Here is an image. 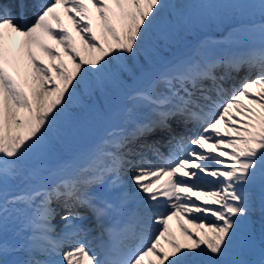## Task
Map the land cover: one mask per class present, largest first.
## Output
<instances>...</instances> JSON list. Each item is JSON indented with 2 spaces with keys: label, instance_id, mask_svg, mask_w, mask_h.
I'll return each mask as SVG.
<instances>
[{
  "label": "snow or ice",
  "instance_id": "obj_1",
  "mask_svg": "<svg viewBox=\"0 0 264 264\" xmlns=\"http://www.w3.org/2000/svg\"><path fill=\"white\" fill-rule=\"evenodd\" d=\"M88 3L99 35L83 0H0V264H144L145 257H154L149 264H264V43L166 65L129 96L125 112L131 127L110 130L75 175L59 176L62 166L49 164L74 119L68 108L78 88L86 87L91 98L122 82L139 55L155 48L161 26L190 8L233 13L258 8L264 18V0ZM57 7L76 25L82 50L62 26ZM259 32L264 42V25ZM16 36L23 38L18 47ZM45 41L63 47L71 72ZM34 48L61 63L44 65ZM25 60L31 95L17 78ZM218 64L225 68L219 76L213 72ZM245 66L259 69L255 78H245L218 103L215 97L223 96L231 73ZM52 71L60 83L52 81ZM253 88L259 91L251 93ZM177 150L184 155L174 156ZM150 154L164 162L153 163ZM90 218L92 224H86ZM174 218L184 243L169 230ZM10 223L17 225L16 242L6 235ZM94 229L100 235L92 248L81 237Z\"/></svg>",
  "mask_w": 264,
  "mask_h": 264
},
{
  "label": "rangeland",
  "instance_id": "obj_2",
  "mask_svg": "<svg viewBox=\"0 0 264 264\" xmlns=\"http://www.w3.org/2000/svg\"><path fill=\"white\" fill-rule=\"evenodd\" d=\"M247 2L258 3V0H247ZM262 25H264V18L261 17L258 8H249L244 10L243 13H233L230 11H223L219 14L216 13L213 24L214 27L212 29H191L193 23H190L188 27L191 30H184L183 33H175L173 35L175 37L174 42H171V45L167 46V48H160V50H158L156 56L160 58L156 66H151L150 69H132L130 73H126L123 76L122 82L110 84L103 93L96 92L91 98L89 97V93H87L80 101L74 100V107L68 108L69 115L74 117V119L68 122V132L63 141V143H65L63 146V148H65L64 155L62 158L56 157L49 161L50 166H62L59 176L71 177L75 175L77 171L87 163L90 153L99 145H103L110 130L114 127L126 129L125 109L129 105V96L137 88L143 86L145 79L155 75L166 65L176 63L179 60L192 57L219 58L229 54L231 49L225 50V47L232 41L231 33L233 34L244 27L248 30L252 28L256 31L259 30ZM189 36H191L192 39H189ZM247 36L250 35L241 36V41L245 42L243 38ZM251 37L255 38L252 35ZM210 41L214 44H218L219 47L214 45L215 50L208 53L209 55L206 57L207 54L202 55L201 48L204 42L208 43ZM249 41L252 40L249 39ZM254 41L256 46L249 45L248 47L237 48V52L259 49L261 45L257 43L256 40ZM257 69H249L245 66L241 68L239 72H232L230 78L224 84L226 89L224 93L226 94L221 97H215L218 103H223L224 100L228 99L232 92L241 86L245 78H255L258 73ZM213 71L217 72L215 75L219 76L222 75L221 73L225 72V68L218 64ZM54 72L55 71L52 73ZM250 92L255 93L257 89L253 88ZM241 102L247 107H251L247 99L242 98ZM113 114L116 116L115 120H112ZM189 127L193 129L194 126L191 125ZM201 127L202 126H200V128ZM219 127L223 132V124ZM198 131L199 130H196V132ZM56 178L58 177H51V179ZM99 190L102 189H98V191ZM175 226L177 227L176 224ZM189 229L190 232L196 233V229L192 226L189 227ZM177 233L182 235L179 227H177ZM81 238L84 237L82 236Z\"/></svg>",
  "mask_w": 264,
  "mask_h": 264
},
{
  "label": "bare ground",
  "instance_id": "obj_3",
  "mask_svg": "<svg viewBox=\"0 0 264 264\" xmlns=\"http://www.w3.org/2000/svg\"><path fill=\"white\" fill-rule=\"evenodd\" d=\"M83 2L87 5V7L90 9V11L93 15V28L95 31H97V35H99V30L97 28L99 21L95 18V9L92 8V5L90 3H88V0H83ZM170 2L175 3V2H177V0H170ZM184 2L189 3V4L215 5V4L228 3L229 0H184ZM55 11L60 16L62 26L65 29H67L68 33L72 37V41L75 43L76 48L78 50H82L83 42L81 40V35H80L79 31L77 30L76 25L73 24V22L68 18V16H65L66 14H65L62 7L60 9H55ZM223 11L232 12L231 10L223 9V8L193 7V8L186 10L183 13V15L181 17H179L178 19H174V20H172V22H170L166 25H162L160 30H159V35H158L157 40H156L155 49L152 48L149 50V52L151 53V56H149V52H142L139 55V58L135 61V63L132 64V69L133 70L150 69L151 66H156V63L158 62L159 58L156 56L155 53H157V51L160 50V48L165 49V48H167V46L171 45V42H174V40H175V37L173 36L175 33H183L184 30H191L192 28L193 29L195 28V30H196V28H198V30L205 29V28L212 29L214 27L213 24H214V19L216 17V13L219 14L220 12H223ZM77 19H79V17H77ZM82 23H86V22L82 21ZM190 23H193V27H191V29L188 27ZM52 27L55 31H57V32L59 31V26H57L55 24V22H52ZM249 29L250 30H248L247 28L244 27V28L238 30L237 32H235L233 34L231 33V36H233L232 37L233 41H231V43L229 45L228 44L226 45L225 50L231 49L230 53H234L236 50L235 53H237V50L242 48V47H245V46L248 47L249 45L256 46V43L254 40H256V42L262 46V43H264V42H262V40H261L259 30L254 31L252 28H249ZM85 35H90V34H85ZM243 35H250V36L243 38V39H245V42L241 41V39H240V37ZM251 35L254 36L255 38L251 37ZM235 37L237 38V41H236ZM189 39H192V37L189 36ZM249 39H251L252 41H249ZM21 40L22 39L18 38V36L14 37L15 45L17 47L19 46V43ZM46 43H48L54 49V51H56L57 53H59L61 55L63 63L65 65H67V70L69 72H71L73 70V62L69 59V57L66 54H64L63 47L61 45L55 44L54 41H46ZM215 46L219 47V45H215ZM201 49H202V55L207 54L206 57L209 55L208 53L213 52L215 50L214 44L212 45L211 42H208V43L204 42L202 44ZM33 51L37 57V60L43 61L44 65H46L48 67H51L53 64L59 65L61 63L60 60L50 59L46 54L41 52L39 49L34 48ZM129 63H131V62H129ZM9 71H11V69H9ZM257 71H259V69H257ZM52 72H51L52 81H55L56 83H60V81L56 79L57 73L56 72L52 73ZM216 73L217 72H214V74H216ZM13 74L16 75V73H13ZM221 74H223V73H221ZM26 76H27V83H24ZM17 78L21 81L22 84H24L25 91L28 92L29 95H31V90L34 87V85H33L32 78H31V66L27 62V60H25L21 64V66L19 68V76ZM205 83H210V81H206ZM257 91H259V89H257ZM87 93H88L87 88L84 86H81V88L77 89L76 97L74 100L80 101L82 98H84V95ZM225 94L226 93H224L223 96ZM74 100H73V102H75ZM73 102L69 105V107H72V108L74 107ZM142 111L146 112L147 110L144 109ZM137 115L139 116L140 113H137ZM125 117H126V127L125 128H130L131 125L128 122V118H127L126 113H125ZM112 118H113L112 120H115V118H116L115 114L112 115ZM172 124H173V128L177 132L182 131L180 126H178L175 121H173ZM197 128L198 127L196 126L193 129V131L195 132V130H197ZM199 130H202V129L200 128ZM105 140H106V138H105ZM104 143H105V141H104ZM162 145H160V146H162ZM99 146H102V145H99ZM163 148L166 150L165 147H163ZM167 149H168V146H167ZM64 150H65V148H63V144H62V146L60 147V149L58 151V155H57L58 158H62V156L64 155ZM152 158L154 159L157 157L152 155ZM158 159H161V158H158ZM125 182H127L126 178H125ZM193 199L195 200V196H193ZM89 217H90V215H89ZM53 223L58 224L59 218L58 219L56 218V220L53 221ZM175 224L177 225V227H179L175 218L168 222V227H169L170 232L172 234H174V236L178 242H181V243L186 242L185 237L183 235H180L177 233V227L175 226ZM185 226L188 229H189V227H191L189 225H185ZM16 227H17V225H15V224L14 225H11V223L9 224V229H8V232L6 233V235H7V238L9 239V241H11V242H16V240L18 238H20L19 233L16 232ZM94 231L95 230L92 231L90 236H87L84 239H86V238L92 239L93 237H95ZM24 235H25V233H24ZM161 244L163 245L164 249H166V250L168 249L169 246L167 244H165L163 240L161 241ZM19 256L21 258H23L24 253L20 252ZM153 259H154V257H145L144 264H149V261H151Z\"/></svg>",
  "mask_w": 264,
  "mask_h": 264
}]
</instances>
